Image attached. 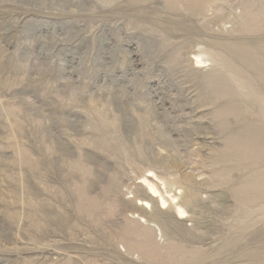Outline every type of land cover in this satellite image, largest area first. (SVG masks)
<instances>
[{
	"label": "rangeland",
	"instance_id": "rangeland-1",
	"mask_svg": "<svg viewBox=\"0 0 264 264\" xmlns=\"http://www.w3.org/2000/svg\"><path fill=\"white\" fill-rule=\"evenodd\" d=\"M0 264H264V0H0Z\"/></svg>",
	"mask_w": 264,
	"mask_h": 264
},
{
	"label": "bare ground",
	"instance_id": "bare-ground-1",
	"mask_svg": "<svg viewBox=\"0 0 264 264\" xmlns=\"http://www.w3.org/2000/svg\"><path fill=\"white\" fill-rule=\"evenodd\" d=\"M194 59H195V64H196L195 67L196 66L199 67L200 65L203 64L202 58H200L199 55H197ZM139 180L140 181L138 183L144 190L145 197L144 196H142L143 198L135 197L134 202H135L137 211L146 212V210H151L152 206L150 205V202H156L155 206H157L159 210H165V209L171 208L173 211V215L177 220H182L186 217L187 212L183 208L182 204H180V200L177 198V196L170 195L165 190H164L165 193L162 194L160 189L156 186V183H154V181H159V179L151 171H149L148 175L143 176ZM159 183H160V186L164 185V183H161V182ZM135 216L136 215H134L133 217L139 218V222L146 223V220H144V217L140 215H137L136 217Z\"/></svg>",
	"mask_w": 264,
	"mask_h": 264
}]
</instances>
